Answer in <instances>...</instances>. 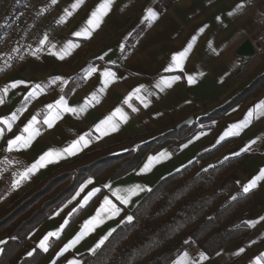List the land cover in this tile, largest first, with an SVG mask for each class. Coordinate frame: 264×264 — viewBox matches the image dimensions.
I'll use <instances>...</instances> for the list:
<instances>
[{
  "label": "crops",
  "instance_id": "1",
  "mask_svg": "<svg viewBox=\"0 0 264 264\" xmlns=\"http://www.w3.org/2000/svg\"><path fill=\"white\" fill-rule=\"evenodd\" d=\"M99 2L84 0L73 10L71 5L75 0H57L56 20L65 26V30L55 42L53 51L60 53L68 41L79 47L64 59H59L49 52L53 44L48 45L31 62L22 64L0 80V89L14 81L26 82L10 88L4 103L0 104V118L18 113L11 131L5 125H0L5 129L0 137V210L13 205L54 171L85 154L108 147L115 155L135 151L140 144L169 131L189 116H193L197 123L264 75V58L254 57L245 79L240 83L235 80L240 62L236 50L246 40L257 46V23L264 17V0H113L111 10L90 38L75 37L73 33L84 26ZM149 8L158 16L155 21L145 19ZM66 9L72 11L71 16L65 17ZM61 17L65 18V22H59ZM189 43L192 48L182 65L183 71H165L171 57L183 51ZM92 67L97 71L90 73ZM105 70L114 72L116 79L101 92L100 89L104 87L101 73ZM177 76L180 79L170 87H157L162 78L172 80ZM188 76H192L195 82L189 84ZM57 77L62 80H56ZM35 84H41L43 92L25 102L24 97ZM136 88L142 89L141 99L133 97L129 103H124ZM93 93L98 103L90 102ZM61 97L69 107L76 108L77 113L62 112V118L55 121L51 128L41 122L37 125L40 134L28 148L6 151L8 140L19 135L33 115L39 113L38 119L42 121L46 105ZM261 102H264V85L220 119L199 123L197 132L176 150L167 147L156 154L148 153L131 172L117 179L112 178L117 167L108 168L97 177H88L70 199L27 236L26 243L4 264H87L89 257L100 248L94 254L90 249L102 237L130 225L132 221L129 222L127 217L131 216L132 210L149 192L148 189L151 190L165 177L192 163L198 155L213 151L225 141H232V144L222 148L211 162L201 167L208 168L247 155L241 170L230 177L233 187L229 190V198L246 194L243 187L264 170V108H256ZM85 105V110L80 112L79 109ZM194 105L200 106L195 113L192 112ZM22 108L26 110L18 112ZM116 108L122 110L127 120H121L117 115L113 121L117 130L106 135L96 132V125ZM133 108L136 110L133 111ZM249 111H253L250 119L247 116ZM246 119H249V123L238 134L226 135L230 130L236 131L233 125ZM81 135L89 139L87 147L75 155H64L56 162L48 163L13 188L20 173L42 154L49 150H62ZM155 157L160 159L154 160L149 170L142 171L149 159ZM136 185L145 190L132 196L127 205L113 194L119 189L120 194L125 195L124 190ZM94 189L99 191L87 199ZM249 192L254 193L255 199L244 216L250 232L244 243L231 242L214 257L205 259H201L205 256L195 248L188 253L185 264H257V257L264 264V180ZM105 198L120 209L119 214L111 218L105 215L93 231L60 255L61 249L80 233L84 223L95 216ZM85 199L87 203L81 207ZM65 220L68 223L59 238H50L47 251L41 249L38 245L43 237L60 229ZM0 242H3L0 243L1 260L8 237L0 233ZM30 252L32 255H29ZM244 254L247 256L237 261Z\"/></svg>",
  "mask_w": 264,
  "mask_h": 264
},
{
  "label": "trees",
  "instance_id": "2",
  "mask_svg": "<svg viewBox=\"0 0 264 264\" xmlns=\"http://www.w3.org/2000/svg\"><path fill=\"white\" fill-rule=\"evenodd\" d=\"M263 85L264 75L192 127L164 132L135 151L115 155L111 148H105L54 171L16 203L0 210V233L8 237L0 264L26 243L27 236L70 199L85 179L111 167H117L112 177L117 179L131 172L148 153L156 154L167 147L176 150L197 132L199 123L220 119ZM199 108L194 105L192 112ZM230 144L232 141H225L213 151L198 155L192 163L159 181L132 210L130 225L117 229L87 264H172L195 248L212 258L231 242L244 243L250 235L244 213L255 195L248 192L230 199L229 190L233 187L231 175L241 170L247 155L201 167Z\"/></svg>",
  "mask_w": 264,
  "mask_h": 264
},
{
  "label": "snow or ice",
  "instance_id": "3",
  "mask_svg": "<svg viewBox=\"0 0 264 264\" xmlns=\"http://www.w3.org/2000/svg\"><path fill=\"white\" fill-rule=\"evenodd\" d=\"M57 0H52V3L55 4ZM84 3V0H75V3L71 5V8L73 10L77 9L80 5ZM113 4V0H100L96 8L91 12L90 17L85 21L84 26L79 30L73 33V35L77 38H90L93 31H95L97 28H99L100 24L103 21V18L108 14V12L111 10ZM238 7L242 8L243 5H238ZM72 15V11L65 10V17H69ZM145 19L148 21H155L158 19L157 14L151 9H147ZM59 22H65V18L61 17V21ZM202 31V30H201ZM194 39V38H193ZM48 41V36L45 35L42 40H40V45L43 46ZM79 47L78 44L73 43L72 41H68L63 48L61 49L60 53H57L53 51L56 48V45L53 44L51 48H49V52L52 55H57L59 59H64L66 55H69L71 51ZM192 48V44L189 43L188 46L183 50L176 54H174L171 57V63L168 68L165 69V71H173L175 69H179L183 71L182 65L184 61L186 60L189 50ZM41 51V48H37L33 51V55H35L36 52ZM2 70V69H0ZM97 69L95 67H92L90 69V73L96 72ZM101 83L103 84V88L100 89V91H104L110 82H114L116 79V74L110 70H105L101 73ZM56 80H62V78L57 77ZM180 77H174L172 80L164 79L162 78L157 85V87H160L161 85L170 87L172 83L175 80H179ZM188 83L192 84L194 83V78L192 76L187 77ZM24 81H14L9 85H6L3 89H0V104L4 103V97L8 94L10 88H16L20 84H25ZM142 89L136 88L133 93H131L124 101V103H129V101L132 100L133 97H136L137 99H141L140 93ZM41 92H43V87L41 84H35L32 86L31 91L27 93V95L24 97V101L27 102L29 99L38 96ZM90 102L98 103V99L95 93L91 95ZM143 102V101H142ZM84 107H81L79 109L80 112H83L85 110ZM257 109L264 108V102H261L256 106ZM26 108L19 109L18 112L25 111ZM136 109L133 108V111ZM71 112L73 114L77 113L76 108L69 107L67 105L66 100L64 97H61L60 99L56 100L54 103L47 104L46 105V114L43 118V120H39L38 116L40 115L37 113L36 115H33L30 120L24 125V127L21 129V132L19 135H16L13 139H9L7 142V149L6 151L12 152V151H19L21 149L28 148L33 140L40 134V129L37 128V125L41 122L45 125H47L49 128L54 126L55 121L59 120L61 117L62 112ZM119 115V118L121 120L126 121L127 117L122 112L120 108H116L115 111L110 114L108 117H106L104 120H102L99 124L96 125L95 131L100 133L101 135H106L110 131L117 130V125L113 123L114 119ZM248 118L250 119L253 116V111H249L247 114ZM18 119V113L13 112L8 117L0 118V125H5L8 131L12 130L13 123ZM249 119H246L243 123L233 125L232 128L235 129V132H232L230 130L228 134H238V131L243 128L247 123H249ZM5 129L0 128V137L3 136ZM89 144V139H86L84 135L79 136L78 139L74 140L69 146L63 148L62 150H49L42 154L34 163L30 165V167L26 168V170L22 173H20L19 178L15 181L13 184V188H15L17 185L21 183V181L28 179L30 174H34L39 168L45 167L48 163L56 162V160L62 158L64 155H75L79 150H81L84 147H87ZM166 154H161V156ZM160 157L150 158L148 163L145 164L144 169L142 171H147L151 168L154 160H158ZM261 180H264V170H261L257 176H255L253 179L249 181L247 185L243 187V191L245 193L249 192L250 189L256 187L257 183ZM88 183H91L89 181ZM145 189L142 186L136 185L132 188L124 190L126 192L125 195H121V190L117 189L113 194L116 195V198L124 205H127L132 196L137 195L140 191H144ZM150 191V189H148ZM99 189H94L92 193H89V196L87 199H90L92 195H94L96 192H98ZM87 199H85L84 203L81 204V207L84 206V204L87 203ZM235 199V197H233ZM120 212V209L116 207L112 202L105 198L100 206V208L97 209L96 214L94 217L90 218L88 221L84 223L82 226V229L80 233L77 234L76 237H74L71 241H69L68 244L64 246L63 249H61L60 255L63 254V252L67 251L68 249L72 248L76 243L79 242V240L86 234L90 233L95 229V227L102 222L105 215H107L108 218H111L113 216L118 215ZM127 220L130 222L133 220L132 216H128ZM68 221H64V225L61 226L60 229H57L55 232H49L47 233L43 239L39 243V247L45 251L48 250L49 241L50 238H59L60 233L63 231V227L67 225ZM114 231V230H112ZM112 233L109 232L107 235L102 237L94 246V248L90 249V251L94 254L96 249H99L105 241L108 239V236H110ZM3 243V242H0ZM243 251V249H241ZM29 255H32L30 252ZM188 257V253H184L182 257H180L177 261H175V264H185V261ZM206 257H201V259H205ZM54 264V262H53ZM78 264V262H76ZM257 264H261V258L257 257Z\"/></svg>",
  "mask_w": 264,
  "mask_h": 264
},
{
  "label": "built area",
  "instance_id": "4",
  "mask_svg": "<svg viewBox=\"0 0 264 264\" xmlns=\"http://www.w3.org/2000/svg\"><path fill=\"white\" fill-rule=\"evenodd\" d=\"M55 14L52 0H0V79L31 62L48 45L57 42L65 26L57 22ZM45 35L48 41L41 46L39 42ZM256 39L254 56L240 57L236 80L244 75L254 57L264 56V17L257 23ZM37 48L41 51L33 55Z\"/></svg>",
  "mask_w": 264,
  "mask_h": 264
},
{
  "label": "water",
  "instance_id": "5",
  "mask_svg": "<svg viewBox=\"0 0 264 264\" xmlns=\"http://www.w3.org/2000/svg\"><path fill=\"white\" fill-rule=\"evenodd\" d=\"M236 54L242 58H250L253 57L255 54V49L252 43L249 40L244 41L236 50ZM195 124V120L193 116H189L182 122L178 123L177 125L173 126L170 131H177L185 127H191Z\"/></svg>",
  "mask_w": 264,
  "mask_h": 264
},
{
  "label": "rangeland",
  "instance_id": "6",
  "mask_svg": "<svg viewBox=\"0 0 264 264\" xmlns=\"http://www.w3.org/2000/svg\"><path fill=\"white\" fill-rule=\"evenodd\" d=\"M260 58H264V57H260ZM248 72H249V68L246 70V72L244 73V75L242 77H238L237 80L236 79L235 80L238 81V83H240L241 81H243L245 79ZM0 80H2V79H0ZM108 148H110V147H108ZM85 155H89V154H85ZM85 155H83V156H85Z\"/></svg>",
  "mask_w": 264,
  "mask_h": 264
},
{
  "label": "bare ground",
  "instance_id": "7",
  "mask_svg": "<svg viewBox=\"0 0 264 264\" xmlns=\"http://www.w3.org/2000/svg\"><path fill=\"white\" fill-rule=\"evenodd\" d=\"M264 57V56H263ZM249 68V67H248Z\"/></svg>",
  "mask_w": 264,
  "mask_h": 264
}]
</instances>
